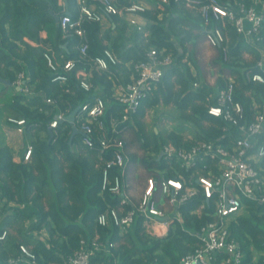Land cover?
<instances>
[{"label":"trees","instance_id":"1","mask_svg":"<svg viewBox=\"0 0 264 264\" xmlns=\"http://www.w3.org/2000/svg\"><path fill=\"white\" fill-rule=\"evenodd\" d=\"M183 1L167 0V4L159 2L154 14L168 12L174 5L189 9ZM231 1L220 0L225 6ZM64 2L69 15L77 17L78 6L76 7L75 0ZM129 2L130 0L113 1L115 6L121 8ZM192 10H195V24L192 25L195 27L197 65L196 47L210 25L203 22L194 5ZM63 13L65 12L58 0H0V119H25L29 128L28 147H31V155L27 161L14 162L13 152L5 142L4 133L0 128V198L28 208L26 214L16 208L12 209L14 218L22 221L25 218L37 219V223L29 232L41 228L47 231V242L26 234V237L31 238L28 241V244H32L29 251L34 255L36 264H65L80 248L81 241L89 243L92 239H97L104 246L91 254L88 264H179L181 258L192 253L198 246L196 233L210 219L211 202H204V208L199 214L195 211L203 202L200 195L181 204L177 208L180 220L171 222L164 236L147 233L140 216L135 217L134 222L121 236L118 228L112 223L101 226L96 221L97 215L105 212L107 208L119 207L118 197L100 193L104 162L112 156L116 148L106 150L100 155L101 160H90L89 156L83 160L74 154V146L78 145L77 142L81 141L83 136L81 138L76 134L71 138L72 125L69 121L59 122L51 133L48 132V123L54 113L62 111L67 117V114L72 113L81 103L91 102L98 94L94 91L96 86L102 88L101 96L110 100L104 117L106 123L110 114L118 113V107L111 98L112 82L108 74L92 72L89 81L93 89L90 91L86 92L79 86L80 72L87 73L91 66L90 59L106 49L97 38L98 22L83 25L89 42L87 58L77 61L66 84L52 82L43 52L48 50L53 55V46L58 49L60 45L66 44L63 61L77 60L78 56L75 48L80 42L78 37L72 35L66 39L61 38V30L55 16ZM141 15L153 21L147 28V37L137 33L134 39L138 42L132 47H128L122 37L115 39L111 46L107 47L119 60L112 70L115 73L120 71L126 80L130 74L125 66L127 62L143 60L145 53L151 49H165L170 52L174 47L170 38L176 33L183 35L181 43L190 37V32L180 28L181 17L158 21L150 12L144 11ZM164 23L168 24L169 29L163 26ZM213 26L220 28L225 36L223 45L227 46V59H222L221 47H212L216 56L208 62L209 68L206 72L213 71L216 75L214 86L217 89L223 85L222 75L232 76L235 83L234 99L239 101L244 112L250 115L253 113L250 109L251 102L260 104L263 101L264 84L246 80V72L253 74L258 72V69L255 66L256 61L248 64L243 60V53L247 50L254 60L257 55L241 40L230 24L214 21ZM43 32L46 37L41 36ZM260 32L264 34V22ZM181 58L182 56L175 59L177 62L174 60L175 65ZM54 61L63 62H59L56 57ZM174 62L164 72L157 88L142 101L137 113L126 124L134 130V137L139 140L141 150L149 154L139 159L131 157V160H138L149 172L153 169L164 170L165 176L169 178H176L178 173L184 171L174 161L167 164L158 159L162 143L171 142L177 147L188 148L197 141H216L226 146L230 139L223 136V122L206 113L207 90L202 86L198 89L190 88L189 82H198L199 77L191 78L187 69L185 72L179 71ZM202 71L204 72L203 68ZM19 73L25 74L28 93L17 92L12 85ZM175 86L178 88L175 89ZM47 100L52 103L47 104ZM159 103L171 104L180 109L183 119L195 130L192 139H186L184 133L175 131H170L164 137L158 132H146L143 123L146 111ZM34 125L37 126L32 127ZM41 133L45 135L41 136ZM87 152L96 153L90 149ZM111 173H116V169ZM49 193L51 197L47 199ZM43 202L46 203L47 210ZM244 202L243 213L231 221L228 227L229 236L239 244L242 253L238 264H264V255H260L256 261L253 260L255 252H264V204L246 199ZM11 221L14 223L15 219ZM3 230L5 229L0 227V231ZM19 245L27 247L25 242H17L7 231L5 239L0 241V264H13L8 261L19 257ZM223 257L224 255L218 256L213 264L221 262Z\"/></svg>","mask_w":264,"mask_h":264},{"label":"built area","instance_id":"2","mask_svg":"<svg viewBox=\"0 0 264 264\" xmlns=\"http://www.w3.org/2000/svg\"><path fill=\"white\" fill-rule=\"evenodd\" d=\"M98 7H90L86 0H77L78 16L63 13L58 18L61 38L76 36L77 60L69 59L55 63L51 51L45 50L43 58L52 75V82L64 85L69 74L75 69L77 61L87 58L89 42L83 25L89 22H100L105 15L125 16L127 23L142 30L138 23V14L144 7L137 1L118 8L113 0H93ZM167 3V0H155ZM187 5L195 6L203 22L210 25L204 36L210 47H221L222 59H227V46L223 45L225 36L222 30L213 26L214 21L226 22L233 26L237 35L258 54L256 61L258 72H246V80L264 84V34L261 25L264 22V0H232L225 6L220 0H184ZM58 2L61 3L60 0ZM118 58L104 49L100 55L90 59V69L81 73L79 86L90 91L89 81L92 72L108 74L112 82L111 98L117 105L118 113L110 114L106 123L105 100L94 96L91 102L81 103L73 117V126L81 131L82 143L90 150L103 154L110 148H116L112 156L104 162L101 172L100 193H108L119 198L118 208H107L99 213L96 221L105 226L112 223L120 233H124L134 222L136 216L143 218L147 233L162 236L163 228L168 230L171 222L180 220L177 208L195 196L202 197V203L196 209L201 213L204 202H211L210 219L196 233L198 246L192 253L181 258L179 264H213L218 256L224 255V264H238L242 258L239 244L229 236L228 227L245 208L244 200L264 204V94L260 104L251 102L250 115L244 112L239 101L234 99L235 83L231 77H222L223 85L215 86L206 97V113L223 122L221 131L228 136V144L223 146L216 141H197L188 148H181L171 142L160 145L158 159L165 163H178L184 173L176 178L165 176L164 170L153 169L144 178V186L134 195V201L127 192L125 132L126 124L135 115L144 99L157 88L164 72L173 64V58L164 50L151 49L145 53L144 59L127 62L125 66L130 72L128 80L115 73ZM24 75L19 73L14 81V88L20 93H28L29 88L22 82ZM23 83V84H22ZM201 85L193 83V88ZM48 104L52 101L47 100ZM63 112L54 114L48 123L53 130L58 123L66 120ZM17 133H23L27 126L25 119L8 117ZM95 128V129H94ZM31 147H27L23 156L28 160ZM116 169V173L111 171ZM7 236V231H0V241ZM104 245L97 239L89 243L80 242V248L70 256L65 264H88L91 254ZM20 255L9 259L14 263L19 259L35 261L34 255L24 245H19Z\"/></svg>","mask_w":264,"mask_h":264},{"label":"crops","instance_id":"3","mask_svg":"<svg viewBox=\"0 0 264 264\" xmlns=\"http://www.w3.org/2000/svg\"><path fill=\"white\" fill-rule=\"evenodd\" d=\"M60 1H61V3L58 2L60 7L63 8V10L66 14H69L68 10L66 8L65 2H64L65 0H60ZM130 1H137V2L141 3L144 7V11L150 12L153 15H155L158 21L164 20V19L168 20L171 17L173 20V19L177 18L175 16L181 17L182 20L180 23V26H181L180 28L183 31L190 32L189 39L187 41H185L184 43H181V41L183 39V35L176 33V35H174L173 37L170 38V41L174 45V47H172L173 50H171L170 52L166 51L165 49H161V50H164L166 53L170 54L173 58V62L175 59L177 60L178 57L182 56L181 60H179V62L176 63V65L174 62V66L177 67L179 69V71H183V72H185V70L187 69L190 73V77L193 79H198L197 77H199L198 83H200L202 88H205V90H207V92H209L211 89H215L213 87H214V81H215L216 75H214L213 71L208 72V73L206 71L208 70L207 68H209L208 62H210L216 56V54H215V50L212 49L211 47H209V45H207V43L204 40V36L201 37V39H200V41L196 47V55L198 57H200V63L195 65V27H193V25H192V23L195 24V10L194 11L192 10L193 6L187 5L183 1L185 6L189 9L182 7V5H179V6L174 5L170 8V10H168V12H165V13L159 12L158 14H154L155 10L157 9V4H159L158 1H155V0H130ZM86 2L90 7H93V8L98 7L97 3L93 0H86ZM167 3H165V4H167ZM75 5L77 7V0H75ZM118 8H121V7H118ZM159 11H163V10H159ZM143 12H141V13H143ZM141 13L138 14V20H137L138 23H140L139 25L142 26V30H140V31L137 30L136 26L129 25L127 23L125 16L121 17L118 15H105L102 18V20L100 22H98L99 30L97 33V38L99 39L101 45L103 47H106V48L110 47L112 41H114L115 39L119 40V38L122 37L123 42H125V44L128 47H132L134 44H136L138 42V40L134 39V35H136L138 33L143 37H147L149 35L147 28L152 24L153 21L142 16ZM112 16H116V18H112ZM167 25H168L167 23L163 24V26L166 29H169V27ZM41 36L46 37V34L43 32V33H41ZM247 46L250 49H252L249 45H247ZM66 48H67L66 44L60 45L58 47V49H55L53 46V48H52L53 55H54V57L57 58V60L59 62L63 61V58H64L63 52L66 51ZM75 48L77 49V47H75ZM255 53L257 55V59L254 60V57L247 50H245V52L243 53V60L248 64L252 63L253 61H257L259 59V57H258V54L256 51H255ZM188 58H190V60H188ZM129 62H134V61H129ZM202 68L204 69V72L202 71ZM118 73H119V75H122L120 71H118ZM22 74L24 75L22 82L24 84H26L27 82H26L25 74L24 73H22ZM221 77L224 78V77H226V75H222ZM227 77H231L234 80V78L232 76H227ZM192 81H194V82H192ZM189 83L191 84L190 88L195 89V88H193V83H195V80H191ZM12 85H13V87H15L14 84H12ZM177 88H178V86H175V89H177ZM14 89L16 90V88H14ZM101 89L102 88L100 86H96L94 88V91H95V93H98L97 95L101 96V94H100ZM17 92H19V91H17ZM101 97L103 98V96H101ZM104 100H105L106 107H107V104L109 103L110 100L109 99H104ZM58 112H62V111H58ZM54 114H56V113H54ZM69 115L67 114V117H69ZM74 116H75V114L72 117H74ZM67 117H66V120H67ZM130 120H132V119H130ZM72 122H73V120H72ZM71 125H72V133H73V128H74L76 130V133L74 135L78 134L82 138L83 135H82L81 131H79L77 128H75L73 126V123H71ZM36 126L37 125H34L32 127H36ZM0 128H1L2 132L4 133L5 142L7 143V145L11 148V150L13 152V161L14 162L27 161V160L23 159V156H24L25 150L29 144V140H28L29 128L26 126L23 129V133H21V134L17 133L15 127L12 124H9L7 122V118H5V117H2L0 119ZM127 129H128V127L126 128V131H127ZM50 130L51 129L48 128V131H50ZM43 135H45V134L41 133V136H43ZM184 135H185L186 139H190L189 135H187L186 133H184ZM127 142L128 141L125 142V155H126V160H127L126 165L129 161H132L131 157H134L133 155H131L129 153V151H127ZM77 143H78V145L76 144L74 146V154L76 157H79V158L85 160V158L87 156H89L90 160L92 158L96 159L97 161H98V159L101 160L100 159V155H102L101 153H99L98 151H95V150H91V151H95L96 153L95 154L94 153L88 154L87 150H89V149L84 146V144L82 143V140L81 141L79 140ZM126 175H127V169H126ZM129 196H131V198H130L131 201L135 200V198L130 193H129ZM50 197H51V193L48 194L47 199H50ZM43 199H45V198H43ZM43 205L45 206V209L47 210L48 208H47V205L45 202H43ZM9 207L11 210L8 209ZM12 208H16V209L22 211L24 214L28 213V208L26 206L15 205L11 202H8L7 200H5V201L1 200V198H0V227L7 230L8 233L10 234V236L12 238H14L15 240H17V242H22V243L25 242L27 244V248L29 250L32 248V244L31 243L28 244V241H30L31 238L26 237V234H27V236H33L35 239L41 240L43 242H45V241L47 242L48 234L44 228H41L39 230H33L32 232H29V230L32 229L31 227L37 223V219L35 217L33 219L25 218V219H23V221H22V219L14 218L15 213L13 212ZM242 213H243V211H242ZM12 219H15L14 223H12V221H11ZM163 231L164 232H163L162 236H164L167 233V230L165 228H163ZM119 234L121 236L123 235V233H120V232H119ZM159 237H161V236H159ZM260 255H264V252H262V253L255 252L254 256H253V260L256 261ZM13 264H36V263H32L28 259H26V260L20 259L19 261H17L16 263H13ZM46 264H56V263L48 262ZM218 264H224V263L219 262Z\"/></svg>","mask_w":264,"mask_h":264},{"label":"rangeland","instance_id":"4","mask_svg":"<svg viewBox=\"0 0 264 264\" xmlns=\"http://www.w3.org/2000/svg\"><path fill=\"white\" fill-rule=\"evenodd\" d=\"M210 47V46H209ZM212 48V47H211ZM197 56V55H196ZM198 64L200 57H196ZM183 115L178 107H173L171 104L165 105L159 103L157 106L146 111L143 119L145 130L147 133L152 131L158 132L160 136H166L170 131H175L179 134L186 133L192 139L193 126L183 119ZM134 130L128 128L125 132V141L127 142V151L136 159L143 158L144 153L140 148L139 140L134 137ZM127 169V192L132 196L137 195L144 186V178L149 174V171L141 166L138 160L129 161L126 165Z\"/></svg>","mask_w":264,"mask_h":264},{"label":"water","instance_id":"5","mask_svg":"<svg viewBox=\"0 0 264 264\" xmlns=\"http://www.w3.org/2000/svg\"><path fill=\"white\" fill-rule=\"evenodd\" d=\"M58 18H59L58 16H55V20H56V21H58ZM0 81H1V80H0ZM2 82H3V81H2ZM3 83H4V82H3ZM6 83H8V82H6ZM76 110H77V109H75V110L69 115V117H67V121H69L70 123H72V120H73V119H72V118H73L72 116L75 114ZM48 132L51 133V130L48 131ZM75 133H76V130L73 128L72 136H73ZM72 136H71V137H72Z\"/></svg>","mask_w":264,"mask_h":264}]
</instances>
